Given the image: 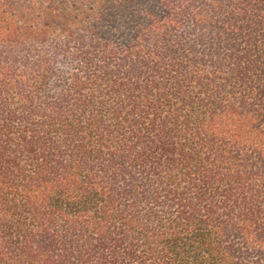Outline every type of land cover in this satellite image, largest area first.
Segmentation results:
<instances>
[{
  "label": "trees",
  "instance_id": "1",
  "mask_svg": "<svg viewBox=\"0 0 264 264\" xmlns=\"http://www.w3.org/2000/svg\"><path fill=\"white\" fill-rule=\"evenodd\" d=\"M0 264H264V0H0Z\"/></svg>",
  "mask_w": 264,
  "mask_h": 264
}]
</instances>
